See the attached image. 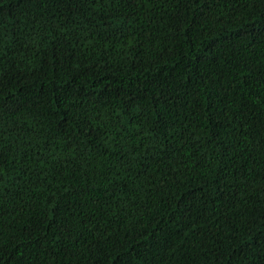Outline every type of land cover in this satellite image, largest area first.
Returning <instances> with one entry per match:
<instances>
[{
    "label": "trees",
    "instance_id": "trees-1",
    "mask_svg": "<svg viewBox=\"0 0 264 264\" xmlns=\"http://www.w3.org/2000/svg\"><path fill=\"white\" fill-rule=\"evenodd\" d=\"M0 264H264V0H0Z\"/></svg>",
    "mask_w": 264,
    "mask_h": 264
}]
</instances>
